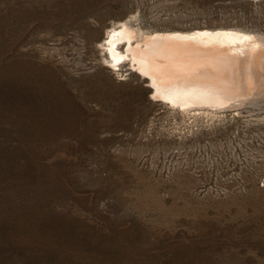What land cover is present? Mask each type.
Returning <instances> with one entry per match:
<instances>
[{
  "label": "rangeland",
  "instance_id": "rangeland-1",
  "mask_svg": "<svg viewBox=\"0 0 264 264\" xmlns=\"http://www.w3.org/2000/svg\"><path fill=\"white\" fill-rule=\"evenodd\" d=\"M264 34V0H0V264H264V102L196 118L98 45Z\"/></svg>",
  "mask_w": 264,
  "mask_h": 264
},
{
  "label": "bare ground",
  "instance_id": "bare-ground-1",
  "mask_svg": "<svg viewBox=\"0 0 264 264\" xmlns=\"http://www.w3.org/2000/svg\"><path fill=\"white\" fill-rule=\"evenodd\" d=\"M133 19L113 25L98 50L114 72L147 80L152 99L196 118L247 106L263 110L264 34L235 29L156 33L144 38Z\"/></svg>",
  "mask_w": 264,
  "mask_h": 264
}]
</instances>
